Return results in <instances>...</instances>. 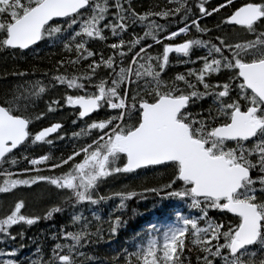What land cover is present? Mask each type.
I'll return each instance as SVG.
<instances>
[{
  "label": "snow or ice",
  "instance_id": "1",
  "mask_svg": "<svg viewBox=\"0 0 264 264\" xmlns=\"http://www.w3.org/2000/svg\"><path fill=\"white\" fill-rule=\"evenodd\" d=\"M169 2L176 7H164L154 13H137L130 0H116L114 5H109L106 0L103 4H93L92 0H0V48L25 50L43 38L59 41L73 26H78L63 40V48L76 52L73 63L81 57L91 59L88 66L91 71L83 77L73 78L58 74L52 78L53 82L84 90L82 95L64 96L66 105L78 107L76 115L79 118H86L102 106L118 113L107 120L87 124L88 131L99 129L101 134L90 144L74 149L66 159H60L59 165L49 164L55 169L83 154L84 159L72 163L68 172L60 177L33 175L21 179L20 174L31 171L21 168L16 174L18 178L9 179L13 173L5 171L4 185L0 190L48 181L69 192L65 202L71 201L73 209L81 202L97 205L118 197L116 210H119L125 207L128 198L148 192L160 197H179L190 201V208L201 209L206 225L200 227L197 219L184 217L177 211V223L164 229L161 242L158 244L157 238L149 234L146 243L136 244L135 251L123 257L124 264H187L182 254L186 232L191 233L192 243L199 245L197 264H214L213 258L217 257H222L224 264H264V0L243 3L222 21L223 24L244 26L254 37L252 39L232 42V38L226 35H217L215 42L212 38L184 39L179 43H163L162 53L155 57L145 55L151 49L150 44H143L146 38L159 44L188 33L189 26L202 35L210 34L209 28L200 26L201 17L210 16L224 7L218 4L209 9L206 0H196L195 8L200 15L191 18L192 8L187 0ZM224 4L230 5V0H224ZM109 7L115 8L114 20L103 23ZM89 8L90 14L85 15ZM153 16L163 18L167 23L177 22L179 16L178 23L182 26L168 30L167 23L149 19ZM53 18H62L66 23L57 24ZM130 23L143 24V34H133L127 41L116 39L109 45L112 55L99 62L94 59L96 54L85 46L88 40H106L105 30L118 37ZM258 27L261 30L258 31ZM194 46L207 50L205 55L196 58L200 62L199 69L189 68L187 74H177L169 81L161 79L169 54L174 51L189 56ZM128 56L131 59L123 66ZM62 63L57 61V64ZM100 66L112 71L89 93L85 84L78 81L93 80ZM221 69L230 70L233 75L223 82H213L212 74ZM141 80L145 81L142 87ZM134 84L140 88L139 92L132 87ZM44 90L41 81H34L31 87L23 89V93L15 89L0 99V159L11 157L14 149L29 140L33 143L45 141L50 133L61 127L59 123H52L34 133L29 131L28 101ZM129 91L132 92L131 100ZM205 97L211 100L207 109L198 113L189 111ZM55 104L56 100L49 103V111ZM44 115V112L39 113V117ZM125 120L132 122L125 123ZM249 143L250 147L247 146ZM46 160L47 155H40L28 159L27 163L36 165ZM16 161V157L6 160L10 164ZM148 166L170 168V179L139 192L116 191L108 196L95 194L100 182L113 175L134 173L137 169L147 171ZM254 168L261 173L255 178L250 175ZM21 208V202L16 201L0 217V243L15 238L10 232L11 226L21 222L32 225L40 219L36 215L21 214ZM209 208L227 210L235 215L237 222L230 226L217 224L207 216ZM59 211L58 206L49 207L44 218ZM82 220L80 214L73 213L71 221L74 225ZM120 221V216L110 217V236L117 232ZM90 228L87 221L76 231L61 228L60 235L71 242L58 240L47 260L40 256L31 259L29 264H78V258L85 255L79 248L95 243L93 237L102 239L100 227L95 231ZM250 246H253L251 250ZM14 252L15 249H11L9 254ZM39 253L37 249L36 255ZM3 264H17V261L5 259Z\"/></svg>",
  "mask_w": 264,
  "mask_h": 264
},
{
  "label": "trees",
  "instance_id": "2",
  "mask_svg": "<svg viewBox=\"0 0 264 264\" xmlns=\"http://www.w3.org/2000/svg\"><path fill=\"white\" fill-rule=\"evenodd\" d=\"M109 5H114L116 0H106ZM93 4L105 3V0H92ZM187 3L192 8V13L189 15L191 18L199 16L198 9L195 8L196 0H187ZM130 4L137 13L142 12H157L162 8H175L174 3H170L169 0H130ZM206 5L209 9L215 7V3L206 1ZM127 5H125L126 7ZM232 7H226L221 10L220 14L230 13ZM91 9H88L90 14ZM115 12L114 7H109L106 11V20L103 23H107L108 20H114L113 13ZM157 23H167V21L160 17H149ZM179 16H177V22L167 23L168 30H173L177 26H182L178 23ZM57 24L66 23L62 19H54ZM186 23V21H185ZM200 26L209 28L210 34H201L196 31L192 26H189L188 33L177 36L171 41L164 40L159 44H152L153 41L150 38H146L143 44H150L151 49L147 51L145 55H156L162 53L163 43H179L184 39H209L217 36L213 31L218 28L221 19L216 16L205 17L203 21H200ZM78 26H73L71 31H75ZM226 29V28H224ZM71 31H68L59 41H50L48 38H43L36 45L31 46L29 49L20 50L12 48H0V99H3L5 93H11L15 89H19L23 93L26 82L31 79H40L44 92L42 96L36 97L35 99L28 101V113L30 115V131L35 132L38 129L52 124L55 121L61 123V127L58 130L57 139L46 138L43 142H36L31 146V140L27 144L19 146L12 152L11 157H7L6 160H11L12 157H16L17 161L15 164L7 163L5 159L0 162V179L4 176L5 171L13 173L17 177L19 169H34V168H45L42 170L45 176L61 175L65 172L67 165H60L53 169L49 167L50 163L59 165L60 159H66L68 155L74 149L82 148L84 145L90 144L91 140L96 139L101 134L99 129L91 131L87 130L88 119L79 118L76 115V111L69 105L64 103V96L67 95H82L84 90L69 88L67 83L56 84L53 82V77L56 75H66L68 78L83 77L87 71H91L88 67L91 64V59L81 57L77 63H73V57L77 54L73 50L69 52L63 48V40H66L71 35ZM144 32V25L140 23L129 24L126 31L118 37H113L110 32L105 30L104 35L107 37L106 40H100L98 38L89 39L86 43L91 51L96 55L94 59L98 62L103 59H107L108 56L112 55V49L109 45L118 38L129 40L133 34L141 35ZM165 33H162L164 35ZM226 35L232 38V42L237 39H247L239 30H235L233 33H228L226 30L220 34ZM143 44L140 46L142 47ZM206 49H200L193 47L190 50V55L185 56V61L179 62L178 59H171V63L167 64L165 70L161 73V79L165 81L172 80L177 74H187V69L192 68L198 70L200 62L196 61V58L206 54ZM131 56L125 58L123 66H126L127 60H130ZM57 61H63L62 64H57ZM154 63V61H153ZM117 65H120V61L117 60ZM159 70V69H157ZM112 70L106 69L100 66L96 69L94 76L95 78L91 81L79 80V83L85 84L88 92L95 90L94 85L101 79H104ZM21 73H25L21 75ZM107 73V74H106ZM227 69H221L219 73L212 74L213 82L225 81L233 73ZM194 79V77H193ZM110 85V80L107 81ZM145 81H140V86L144 85ZM137 92L140 88L135 84L132 86ZM200 90H203L202 85L199 86ZM129 100H131L132 92L128 93ZM52 100H56L57 104L52 105V111H49V103ZM24 101L22 100V103ZM211 103L210 98L205 97L203 100L197 102L194 106L189 108L192 113H198L201 109H207ZM104 110L96 113L97 119L107 120L109 117L116 116L118 113L114 110H109L103 106ZM44 112L43 117H39V113ZM39 117V118H38ZM73 118V119H72ZM35 121L37 122L35 124ZM127 120H125L126 123ZM131 121V120H130ZM132 122V121H131ZM73 124V125H70ZM214 126V125H213ZM81 133L79 135H74ZM61 140V141H60ZM56 141V142H55ZM59 141V142H58ZM62 142V143H61ZM229 147L232 145L229 144ZM247 146H251L250 143ZM40 155H47L48 160L38 162L36 165H29L28 159L35 158ZM83 154H79L73 159L78 161ZM22 161V162H21ZM256 172L251 173L252 177H257ZM29 172V171H28ZM27 173V172H25ZM31 173V172H29ZM35 174H38L37 172ZM29 174H20L19 177L28 176ZM171 169L163 168L158 166H150L147 171L138 170L134 173L121 174L119 179H111V183L114 184L116 190L128 191L134 190L139 192L142 188L157 187L159 184L166 183L170 179ZM180 187L179 184L176 185ZM257 194L259 195V184H256ZM50 190V189H49ZM51 191V190H50ZM53 192V191H51ZM64 202V203H63ZM57 203L51 207H60L61 211L54 212L47 219L44 218V213L37 214L36 216L40 219L32 225L24 223H18L10 227L11 234L15 237L14 239H5L0 243V264H3L5 259H13L17 261V264H29L31 259H39L43 256L45 260L50 255L53 244L58 240L61 243H68L60 235L61 228L64 231H74L79 229L84 221L91 224L90 231H95L97 227L102 229V239L93 237L95 243L84 245L79 250L85 253L84 256L78 258V264H124L123 257L135 251V245L140 244L148 232H152L153 235L158 236L159 233L154 231V227L149 228L151 223L160 226L167 220H175V212L179 211L184 215H193L198 218L197 224H204L206 221L201 217V209L190 208V201H186L179 197H160L154 193H144L143 196H137L128 198L125 201V207L123 209L116 210V205L119 203L118 200L112 199L103 201L97 205L81 204L76 207L74 211L69 208L72 207L71 201ZM80 213L83 220L77 222L75 225L71 221L73 213ZM2 217L3 215H1ZM120 216L121 221L118 226V230L115 234L109 235L110 229V217ZM207 216L211 218L215 223L222 224V226H230L231 223L237 222L236 217L230 214L226 210L212 209L207 210ZM99 217V219H96ZM191 228V227H189ZM226 230V227L224 228ZM193 237L190 232L185 234V244L182 250L183 256L186 258L187 264H197V255L199 253V245L192 243ZM220 242H223V237H220ZM214 243V241H213ZM253 246H251L250 250ZM11 249H15L14 254H9ZM37 249L40 250L39 256L36 255ZM61 254H64V250H61ZM221 257L213 258L214 264H221ZM202 264V262H201Z\"/></svg>",
  "mask_w": 264,
  "mask_h": 264
},
{
  "label": "rangeland",
  "instance_id": "3",
  "mask_svg": "<svg viewBox=\"0 0 264 264\" xmlns=\"http://www.w3.org/2000/svg\"><path fill=\"white\" fill-rule=\"evenodd\" d=\"M34 81H41L40 79H31L30 81L28 80L26 82L25 88L31 87L32 82ZM42 96V94H40L38 97L40 98ZM54 139H57V136L52 137ZM33 142H31V146H33ZM84 159V156L82 155L80 160ZM78 161H72L70 163H68L67 168L65 169V172H68V169L72 167V163H78ZM42 170H45V168H34L32 169L31 173L27 172V173H23V174H29L28 176H23V177H19L21 179L23 178H27L29 176H33V175H39V174H43L40 173L42 172ZM38 174H35V173ZM121 174L124 173H119V174H115L113 175L111 178H108L102 182H100L98 188L96 189V193L97 195H104V196H108L110 193L112 192H116V191H120L119 189L116 190V187H113L114 184L111 183V179L115 178L116 180L119 179L118 177L121 178ZM45 176V175H42ZM61 175H55V176H49V177H60ZM18 177H16L15 175H12L11 177H9V179H16ZM4 180L5 177L3 176L0 179V186L4 185ZM53 191V192H51ZM69 196V192L66 189H60L57 188L54 185H51L48 181H36L32 184H25V185H16L15 187H9L7 188V190H0V213H2L1 215H5L11 207L14 206L16 201H20L22 204V208H21V214L24 215H37L40 213H43L45 211L48 210L49 207L63 202L65 200V197ZM118 200L119 198H109L107 200ZM52 200V201H51ZM105 200V201H107ZM89 202L85 201V202H81L79 206H81V204H88ZM49 204V205H48ZM78 206V207H79ZM71 211H74L76 209H73V207L69 208ZM78 214H80L78 212ZM81 215V214H80ZM184 217L187 218H195L198 220V218L196 216L193 215H184L181 214ZM176 215H175V219H176ZM178 220V219H177ZM177 223L174 219L173 220H167L165 222H163L162 224H160V226L155 225V223H151V226L154 227V231H156V233L158 232L159 235H153L152 232H148L147 236L145 237V239L140 243H146L149 234H151L152 236L157 238L158 244L161 242L160 241V237L161 234L163 233L164 229L167 228L168 226ZM203 221L201 222V224L199 225L200 227H204L206 225V222L204 224H202ZM191 227V226H189ZM77 229H75L74 231H76ZM202 239V237H201ZM68 243H70V239L67 240ZM220 262L221 264H224V259L221 257L220 258Z\"/></svg>",
  "mask_w": 264,
  "mask_h": 264
},
{
  "label": "flooded vegetation",
  "instance_id": "4",
  "mask_svg": "<svg viewBox=\"0 0 264 264\" xmlns=\"http://www.w3.org/2000/svg\"><path fill=\"white\" fill-rule=\"evenodd\" d=\"M206 1H211V2H213V3H215L216 5H215V7L218 5V4H223L224 5V7H222L221 9H219L218 11H216V12H214V13H212L210 16H216V17H220V19H221V23H220V25H219V27L218 28H220V29H215V30H213L215 33H216V35H220V34H222L225 30L228 32V33H233L235 30H239L244 36H246L247 37V39H252V38H254L253 36H252V34H250V33H248L247 32V30H246V28L244 27V26H240V25H232V24H223L222 23V21L224 20V17L226 16V15H228V14H230L236 7H239L241 4H243V3H248V2H256V3H259V2H261V0H230V5H227V4H224V0H206ZM214 7V8H215ZM226 7H232L233 9H232V11L230 12V13H223V14H220L219 15V13L221 12V10H223L224 8H226ZM200 15V14H199ZM207 17H209V16H207ZM204 18L205 17H201V19H200V21H203L204 20ZM199 21V22H200ZM224 28H226V29H224ZM174 30V29H173ZM257 30L259 31V30H261L259 27L257 28ZM180 35H183V34H179L178 36H180ZM175 38V37H174ZM174 38H171V39H168V41H171L172 39H174ZM167 40V39H166ZM152 44H157V43H152ZM171 59H174V60H176V59H178V61L179 62H181V60H182V62H184L185 61V56L183 55V54H177V53H175L174 51L173 52H171L170 54H169V60H168V64H170L171 63ZM232 74V73H231ZM228 79V78H227ZM90 93V92H89ZM72 108H74L75 109V111L76 112H78V108L77 107H73V106H71ZM106 107V106H105ZM107 108V107H106ZM101 110H104V108H103V106L100 108V109H97V110H95L93 113H91L90 115H88L86 118H84V119H88V124L89 123H91V122H93V121H100L101 119H97V116H96V113H98V112H101ZM55 122H59V121H55ZM126 123H131V121L130 120H127L126 121ZM29 131H30V125H29ZM38 131V130H37ZM31 132V131H30ZM56 135V133L54 134V135H52V137L53 136H55ZM52 137H49V138H52ZM250 145H251V143H250ZM248 147H250V146H248ZM81 158V157H80ZM80 158H79V160H80ZM253 159H255L254 157H253ZM253 172H256V170H255V168L254 169H252L251 171H250V175H251V173H253ZM257 174H255V175H260L261 173L259 172V169L257 170Z\"/></svg>",
  "mask_w": 264,
  "mask_h": 264
},
{
  "label": "water",
  "instance_id": "5",
  "mask_svg": "<svg viewBox=\"0 0 264 264\" xmlns=\"http://www.w3.org/2000/svg\"><path fill=\"white\" fill-rule=\"evenodd\" d=\"M53 19H62V18H53ZM38 42H39V41H38ZM38 42H36V44H37ZM36 44H35V45H36ZM30 47H31V46H30ZM25 50H26V49H25ZM77 108H78V107H77ZM90 114H91V113H90ZM90 114H88V115H90ZM88 115H87V116H88ZM56 123H58V122H56ZM59 124H60V123H59ZM60 125H61V124H60ZM49 126H50V125H49ZM45 127H47V126H45ZM39 130H40V129H39ZM39 130H38V131H39ZM57 130H58V129H57ZM57 130H56L55 132H53V133H50L49 136H51V135H53L54 133H56ZM49 136H48V137H49ZM14 150H15V149H14ZM1 160H2V159H0V161H1ZM137 170H138V169H137ZM135 171H136V170H135ZM229 213H230V212H229ZM231 214H233V213H231ZM233 215H234V214H233Z\"/></svg>",
  "mask_w": 264,
  "mask_h": 264
},
{
  "label": "bare ground",
  "instance_id": "6",
  "mask_svg": "<svg viewBox=\"0 0 264 264\" xmlns=\"http://www.w3.org/2000/svg\"><path fill=\"white\" fill-rule=\"evenodd\" d=\"M107 74V73H106ZM1 96V95H0ZM73 119V118H72ZM37 122L35 121V124H36ZM70 125H73V124H70ZM61 141V140H60ZM56 142V141H55ZM59 142V141H58ZM62 143V142H61ZM22 162V161H21ZM52 201V200H51ZM64 203V202H63ZM49 205V204H48Z\"/></svg>",
  "mask_w": 264,
  "mask_h": 264
}]
</instances>
